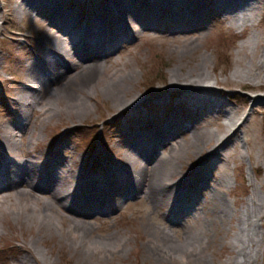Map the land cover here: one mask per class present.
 Instances as JSON below:
<instances>
[{"label": "bare ground", "instance_id": "1", "mask_svg": "<svg viewBox=\"0 0 264 264\" xmlns=\"http://www.w3.org/2000/svg\"><path fill=\"white\" fill-rule=\"evenodd\" d=\"M62 1H16V9L21 16H30V10L50 12L48 25L55 30L49 35L52 49L30 65L29 82L24 84L28 92L18 98L23 112L22 120L19 119L18 123L10 125L3 137V149L0 147V211L4 216L13 211L23 217L27 210L33 211L37 219L32 218L30 228H36L39 234L43 233V229H52L63 236L62 241L68 240L69 247L82 255V260L77 264H86L93 259L97 264H104L110 258H123L122 254L131 240L130 237L125 242L123 239L112 241L106 237L99 239L93 235L91 223L84 219L87 216L93 218L96 213L108 215V211L114 209L112 195L117 189L112 177L117 178L116 181L121 187L129 186V190L145 194L149 189L155 191L153 188L157 174L167 163L182 161L186 156L202 151L206 152L202 158L206 164L201 169V174L206 178L210 172L209 176L212 177V171L217 169L218 175L213 179L214 184L224 186L227 167H220L219 163L241 159L244 156L238 149H229L228 146L237 148L250 143L255 146L260 142L259 135L256 138L251 135L256 131L251 124V121H254L251 120L254 113L249 112L242 116L241 110L228 107L222 96V93H225L217 86H248L254 91L264 89V31L257 30L260 23L258 16L264 14V4L255 0H109L106 9L100 11L93 21V26L84 28L80 27L77 16L65 12L62 6L60 7ZM213 8L217 11L223 10L226 18L237 28L252 29L250 40L239 45L235 59L236 68L223 79L211 75L210 58L206 54L198 53L197 47L198 41L205 37L203 29ZM1 19L0 14V21ZM166 27L170 29L171 42L177 43L172 49H178L176 52L181 60H184L185 54H191L184 64L172 70L171 90L168 89L170 91H157L150 95V99L135 96L131 100H121L120 95L113 98L114 102L118 101L121 113L130 114L127 119H134L138 123L148 120V110L144 113L139 110L147 107L149 102L150 120L153 118L151 115L156 112L153 103L163 105L164 116L172 112L163 129L157 130L150 125V133H134L128 138V141L132 142L125 155V163L110 164L106 173H87L78 180V171L68 166L63 170L60 167V173L54 171V168L61 164L58 153L50 158H42L39 153L30 159H21L17 154L11 153L12 157L7 156V150L19 149L18 134L13 131L19 129L24 133L28 127L26 117L30 112H40L42 123L50 122L55 115L56 108L51 106L46 96H61L57 83L65 77V62L69 56L77 57L85 65L78 63L77 66L91 70L95 65L109 61L112 53L119 51V41L138 39L148 28L161 32L160 29ZM182 48L189 51L184 52ZM113 65L122 67L109 74L110 80L127 77L125 62L117 59L113 61ZM124 91L129 92L127 89ZM251 99L255 103H264V96L261 95H252ZM84 108L83 106L81 111L87 114L93 110L92 106ZM64 111L61 109V114ZM66 111L71 114L69 110ZM192 114L197 116L190 124H186L185 116ZM220 117H224L223 123L218 122ZM186 130L191 131V135L181 138L180 135L185 134ZM34 133V130L30 131L27 155L35 152L31 149L35 143L32 139ZM183 181L179 178L161 185L163 194L156 198L149 212L153 229L147 231V236L143 237L145 262L260 264L259 223L264 219V195L259 193L257 187H264V180L258 184L251 180L252 194L242 208L234 210L224 207L219 197L212 192H209L213 200L212 206L197 207L198 198L194 190L188 188L193 178L186 180L187 186L178 189V192L177 187ZM13 189L17 190L15 195H19L21 200H14ZM6 190L11 193L4 192ZM44 190L49 191L51 201L45 198L47 196L35 194L32 199L41 205L38 209L32 205L33 201L27 195H32V191ZM121 195L127 197L131 194ZM166 202L165 209L162 203ZM60 209L71 214H60ZM54 216L59 218L61 225L55 221ZM233 220L236 222L235 226L230 224ZM220 224L224 225L223 229L217 231L213 237L219 236L221 249L211 252L216 259L211 261L208 251L215 247L217 241L210 237V231L212 226L216 229ZM232 230L234 232L230 234ZM27 251L29 258L18 260L16 264H30V261L48 264L50 261L42 250L27 247Z\"/></svg>", "mask_w": 264, "mask_h": 264}, {"label": "rangeland", "instance_id": "2", "mask_svg": "<svg viewBox=\"0 0 264 264\" xmlns=\"http://www.w3.org/2000/svg\"><path fill=\"white\" fill-rule=\"evenodd\" d=\"M16 1L0 0L2 16L0 21V147L2 149L3 137L10 125L18 123L19 119L22 120L23 112L18 98L28 92L24 84L29 78L30 65L33 61L43 58L49 49H52L53 45L50 43L49 35L55 30L48 25L50 12L30 10L32 13L30 16H21L19 10L16 9ZM255 1L264 4V0ZM108 2L109 0H63L60 7L62 6L65 12L77 16L80 27L90 28L99 12L106 9ZM209 17L208 23L203 29L205 37L197 43L198 53L209 56L211 75L223 79L236 68L235 59L239 45L250 40L252 29L237 28L232 25L223 10L217 11L213 8ZM258 19L260 23L257 30L264 31V14H260ZM160 30L161 32L148 28L138 39L130 38L119 41V51L112 53V56L108 58L109 61L95 65L91 70H84L82 66H77L78 63L84 64L77 57L69 56L65 62V77L60 83H57L61 96L58 98L46 96L51 106L56 108L55 115L50 122L42 123L40 112H30L26 117L28 127L24 133L19 129L13 131L18 134L17 147L19 149L7 150V156L12 157L11 154H17L21 159H30L39 153L42 158L44 156L50 158L58 153L57 157L62 165L58 164L54 171L60 173L61 169L68 166L74 171H78V180L83 174L99 175L102 171L106 173L110 164L125 163V155L132 142H129L128 138L134 133H150V125L157 130L163 129L172 112H168L164 116L163 105L153 103L152 106L156 112L151 115L153 118L150 120L149 102L146 104L147 107L144 106L139 110L143 113L148 110V120L145 123H138L134 119H127L130 114L121 113L118 101L114 102L113 98L120 95L122 96L121 100H131L135 96L150 99V95L157 91L171 90L172 70L184 64L191 54L190 52L185 54L184 60H181L176 52L178 49L176 51L172 49L177 43L171 42L170 29L166 27ZM163 31L166 32L162 33ZM158 35H164V37ZM182 49L184 52L185 50L189 51L186 48ZM113 59L126 63V67L123 66L126 78L121 76L116 81L110 80L109 74L122 67L113 65ZM57 87L55 86V88ZM217 87L225 93H222V96L228 107L241 110L240 115L242 116H246L249 112L254 113L251 119L254 121H251V124L256 128V131L251 135L255 138L259 135L260 142L255 146L251 143L237 148L233 145L228 146L229 149H238L244 156L241 159L219 163L220 167L224 165L227 167L224 186H215L214 184L213 179L218 175L217 169L212 171V177L209 176L210 172L207 173L208 177L206 178L201 174L200 171L206 164L205 161H202L206 152L202 153V151L196 155L186 156L182 161L167 163L166 167L157 174L156 184L153 188L155 191L149 189L145 194L133 192L129 190V186L121 187V184L116 181L117 178L112 177L113 182L115 181V189H117L112 195L114 209L111 208L108 215L96 213L93 218L87 216L84 219L91 223L89 225L92 226L93 235L99 239L106 237L111 238L112 241L123 239L125 242L130 237L131 240L128 241L126 250L122 254L123 258H110L104 264H150L146 263L143 257V237L147 236V231L153 229L149 212L153 208L156 198L163 194L161 185L180 178L184 181L177 187V190L183 189L188 184L186 180L193 178L188 188L194 190V194L198 198L197 207L203 205L210 208L213 200L209 192H212L216 194L217 198L219 197L224 207L234 210L242 208L247 198L252 194L251 180L257 184L263 182L264 103H255L251 96H264V89L254 91L248 86L229 87L224 84H219ZM126 89L129 91L128 93H125ZM83 106L85 108L92 106L93 110H90L88 114L83 113L81 111ZM61 109L65 110L63 114L60 112ZM196 116V114L185 116V123L190 124ZM224 121V117H220L218 122L223 123ZM212 127L217 128L216 125H212ZM31 130L35 132L32 136L35 143L31 148L35 152L32 155H27ZM185 132L180 135L181 138L191 135V131L186 130ZM57 147L60 148L56 150ZM95 159L97 161H94ZM23 188L25 187H21V189ZM257 188L259 193L264 195V187ZM16 192L17 190L13 189L12 197L15 201L21 200L19 195H15ZM126 193L131 195L127 197L121 195ZM35 194L47 196L45 198L51 201L47 190L32 191V195L27 196L32 199ZM32 201L33 206L41 208L35 199ZM162 204L166 209L167 202ZM58 213L71 214V212L62 209ZM33 217L37 219L36 214L29 210L26 211L25 217L18 216V213L13 211L4 216L0 211V264H16L18 260L29 258L27 247L42 250L44 255L50 259L48 264H77L82 260V255L69 247L68 240L65 241L67 244L64 240L62 241L63 236H60L59 233L46 228L43 229V233L39 234L36 228H30L29 225ZM209 217H211L210 214ZM55 221L61 225L59 218L55 217ZM230 224L235 226V220ZM259 224L261 239L259 262L264 264V219ZM223 226L220 224L216 229L213 226L211 228L210 237L212 236L217 241L215 247L211 248L210 252L208 251L211 261L216 260L211 252L213 250L218 252L221 249L219 236L213 237V235L217 231L220 232ZM233 232L232 230L229 233ZM41 236H43L42 239ZM30 264L37 263L30 261ZM86 264H97V262L93 259Z\"/></svg>", "mask_w": 264, "mask_h": 264}]
</instances>
